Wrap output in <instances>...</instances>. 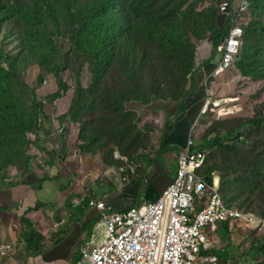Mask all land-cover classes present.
Wrapping results in <instances>:
<instances>
[{
    "label": "rangeland",
    "instance_id": "374dc122",
    "mask_svg": "<svg viewBox=\"0 0 264 264\" xmlns=\"http://www.w3.org/2000/svg\"><path fill=\"white\" fill-rule=\"evenodd\" d=\"M220 1L116 0L108 10L107 0H0V178L42 170L46 158L32 144L44 126L74 131L83 153L110 160L118 152L130 161L159 135L155 111L184 105L203 87L202 102L227 99L231 113L210 125L200 119L194 145L217 136L206 168L229 204L253 218L215 240L210 253H248L264 264L262 31L245 41L254 49L249 61L236 58L223 75L200 79L221 56L214 19L222 26L239 15L244 31L263 27L264 0H226L229 17ZM244 1L249 7L239 13ZM78 16L89 18L83 30ZM60 82L67 92L53 101ZM254 119L263 122L239 128ZM103 240L104 231L91 246Z\"/></svg>",
    "mask_w": 264,
    "mask_h": 264
},
{
    "label": "crops",
    "instance_id": "0c3cea01",
    "mask_svg": "<svg viewBox=\"0 0 264 264\" xmlns=\"http://www.w3.org/2000/svg\"><path fill=\"white\" fill-rule=\"evenodd\" d=\"M214 68L202 67L201 82ZM204 95L199 87L184 105L155 111L160 133L130 160L133 172L122 161L83 153L74 131L44 126L37 138L39 150L46 151L38 150L46 158L42 170L0 178V246L12 247L0 264H75L80 247L103 234L99 212L88 207L90 201L104 202L116 212L155 202L173 180ZM228 232L222 225L215 240L222 241ZM251 260L248 253L234 257L207 251L201 263L253 264Z\"/></svg>",
    "mask_w": 264,
    "mask_h": 264
},
{
    "label": "built area",
    "instance_id": "2783aa9c",
    "mask_svg": "<svg viewBox=\"0 0 264 264\" xmlns=\"http://www.w3.org/2000/svg\"><path fill=\"white\" fill-rule=\"evenodd\" d=\"M248 7L249 2L244 1L239 13ZM218 8L222 15L230 16L229 1L221 2ZM243 36L237 15L222 43L214 76L232 68L241 52ZM228 103L227 99L209 97L202 103L186 146L178 154L173 180L155 202L121 212L104 202L88 203L89 208L99 212L104 240L97 246L89 243L81 246L75 264H203L202 253L211 250L222 225L233 232L237 230L236 224L253 221L250 215L226 203L218 178L212 184L205 180L201 171L208 152L194 145L193 130L198 121L205 119L210 125L224 118L231 113ZM114 159L127 164L133 172L135 167L118 152ZM11 250L10 246H0V257H7Z\"/></svg>",
    "mask_w": 264,
    "mask_h": 264
},
{
    "label": "trees",
    "instance_id": "16d2710c",
    "mask_svg": "<svg viewBox=\"0 0 264 264\" xmlns=\"http://www.w3.org/2000/svg\"><path fill=\"white\" fill-rule=\"evenodd\" d=\"M43 3L47 6L49 14L51 15V17H53L55 22L58 24L59 20H58L57 11H56L55 7L51 3L47 2V1H43ZM259 3L264 5V3L262 1H260ZM116 4H117L116 0H107V6L109 8L108 10L112 9ZM117 6H118V4H117ZM263 8H264V6H263ZM88 19H89L88 17H82V16H78L77 17V22L79 23V25L81 27V30H83L85 28V26L87 25ZM220 21H221V19L219 17L214 19V27H213L214 34H213V37H212V43L215 46V48H217L219 46V44L222 43L226 39V37L229 34L231 25H232V18H229V20L226 21L225 24L222 25V26H220L221 25ZM260 30L262 31V36L264 38V26L257 28L256 26L251 25L247 29H245L244 36H243V46H242L241 52L236 57L237 59L240 57V59L242 61H245V62L250 60L251 56L253 55V50L254 49L250 48V46H248V44H245V41L247 42L248 36L250 34H253V35L257 36V37H260L258 35ZM262 52L263 51L259 50L258 54H260V60L264 64V54H262ZM59 87H60L59 92L57 94L53 95L52 98H51L53 101L60 100L62 98V95L67 92V86L64 83L60 82L59 83ZM195 94H196V89H193L187 95L186 100L190 99ZM261 119H264V116H262ZM263 121H258L256 119H254L252 121L244 122L239 128L242 129V128L246 127L247 125H251V124L260 125ZM217 142H218L217 136L210 135V136L205 137V139L199 144V146L197 148L207 150V152H208L207 159H208V156H209L213 146ZM32 145L37 150H39L37 142H35ZM39 151H41L42 153H46L45 150H39ZM47 155H49V154H47ZM113 159H114V155H113ZM206 165H207V160H206V163H205V166H204L203 170L201 171V174L205 178V180L208 181L209 184H212L213 178L211 177V170H210V168H206ZM223 198H224V200L226 201V203L228 205L233 206V205L229 204V202L225 199L224 196H223ZM233 207H235V206H233ZM238 210H240V209H238Z\"/></svg>",
    "mask_w": 264,
    "mask_h": 264
}]
</instances>
